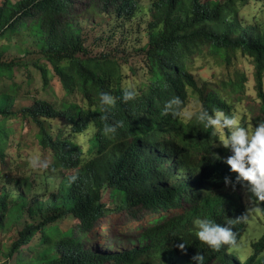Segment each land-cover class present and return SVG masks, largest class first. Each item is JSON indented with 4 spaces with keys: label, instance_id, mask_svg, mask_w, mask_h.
<instances>
[{
    "label": "trees",
    "instance_id": "trees-1",
    "mask_svg": "<svg viewBox=\"0 0 264 264\" xmlns=\"http://www.w3.org/2000/svg\"><path fill=\"white\" fill-rule=\"evenodd\" d=\"M252 1L264 5V0H151L149 20L142 0H97L82 11L79 0H6L0 5V39L9 41L0 47V159L12 133L6 122L14 118L34 125L38 145L51 155L48 168L31 170L32 177L9 166V176L0 171V229L21 224L3 249V264H195L197 252L204 264H264V232L244 260L233 248L215 251L196 238L192 220L207 216L218 223L232 219L241 241L250 205H259L264 224V201L252 196L247 181L236 180L238 174L224 159L231 152L211 136L210 128L204 129L195 116L184 122L182 115L162 111L166 101L178 96L184 112L196 96L199 110L236 113L246 78L202 79L190 66L205 48L227 62L239 51L254 66L260 102L256 121H264V18L242 14ZM99 10L112 21L99 37L102 42L115 39L138 19L144 22V34L131 44L146 40L137 52L140 80L134 78L140 70L133 66L131 76L124 72L122 58L128 51L121 56L91 52L82 17ZM9 48L23 54L7 56ZM32 69L45 89L55 75L66 100L31 97V105L16 111L15 102L31 96L24 88L34 83ZM17 70L26 74L24 81H18ZM129 85L137 96L124 102L122 88ZM101 91L115 98L107 111L99 103ZM115 121L123 126L111 137L103 135V124ZM77 137L86 139V148ZM225 177L231 183L226 185ZM109 191L118 196L115 207L104 201ZM114 209L168 215L138 227L132 247L96 251L87 245L92 244L89 234ZM67 218L77 225L62 231L59 223ZM183 240L181 250L177 245Z\"/></svg>",
    "mask_w": 264,
    "mask_h": 264
},
{
    "label": "rangeland",
    "instance_id": "rangeland-1",
    "mask_svg": "<svg viewBox=\"0 0 264 264\" xmlns=\"http://www.w3.org/2000/svg\"><path fill=\"white\" fill-rule=\"evenodd\" d=\"M6 0H0V5L4 4ZM14 3L20 0H11ZM80 3L78 5V10L82 11L91 3L96 2L97 0H79ZM145 4L146 10L144 12V17L146 20H149L152 15L149 11L151 7V0H142ZM242 14L251 17L255 14L260 15L264 18V5L262 3L252 1L249 6L243 9ZM83 30L84 34L87 37V45L90 47L91 52L95 55L104 53L106 51L114 52L115 55L123 56L124 62V72L127 75L131 76V72L129 70L130 66L140 70L138 72V76H134V78L140 80L142 77L141 71V57L137 54L139 48L146 43V40L141 43L142 39L139 38L136 47L131 45L140 34H144L145 24L141 20H137L132 27L127 26L123 29V32L120 31L118 37L113 39L99 41L100 35L107 30L110 23V16L106 15L104 11L99 10L97 13H88L82 17ZM130 31L131 34L129 36L126 35V32ZM123 36L128 39V42L123 38ZM9 41L7 39H0V47L4 45H8ZM13 44V42H12ZM7 56L10 55H22V52H19L16 48H9V51L6 52ZM190 69L194 74L199 76L202 79L213 78L220 81H229V80H237L240 76H244L246 78L245 91L240 95V104L236 106V114L240 118V122H242V117L244 116L247 125H253L257 123L256 118L259 116V100L256 96L255 90V80H254V66L249 57L243 55L239 51L231 53V59L229 62L223 61L220 56H215L210 53L209 49L205 48L203 53L195 56L192 62V66ZM32 77L34 78V83L29 86L25 85L24 91L30 89V97H25L14 104V108L16 111H20L22 107H26L31 105L32 100L31 97H37L42 99H47L52 102H62L66 100L67 96L62 87V84L58 80L55 75L51 79L50 87L45 89L42 87L41 78L37 71L34 69L31 70ZM22 71L17 70L16 77L18 81L22 82L25 80V73H21ZM136 82L133 85H136ZM196 96H192V99L189 102L188 107L183 112L185 115H182L183 121L188 122L194 115L189 116L186 114L196 113L199 111V101ZM7 126L12 130L10 135L7 148L5 149V158L0 159V171L10 174L9 167H12L14 173L20 176H31V170L27 164V160L30 156L36 155L39 156L40 159L46 160L49 163L51 162V155L48 152H45L41 149V147L37 143L35 126L29 124L25 120L20 118H14L10 121L6 122ZM56 127L60 129L66 128V123L62 121H54ZM77 141L83 145L85 148L87 147V141L83 137H77ZM4 180V179H3ZM2 180V181H3ZM2 181L0 186H2ZM118 196L114 192H107L104 195V201L110 205V207H115L117 204ZM250 211L248 212V225L246 228V232L242 238V246L240 249L235 251V253L244 260L251 253V244L254 240H257L261 237V234L264 232L263 227V218L261 212L259 210V205H250L248 207ZM176 210H171L174 212ZM168 214L166 212H162L157 215L149 214L148 211L140 209L135 214H131L128 211H121L114 209L110 212L106 217L101 219L95 230L89 234V238H92V244L87 241V245L93 247L96 251L108 252V251H121L127 248L132 247L131 241H138V237L140 234V229L138 227L148 226L151 221L159 217H165ZM135 217H138L136 219ZM76 220L72 218H67L64 221L59 223V227L62 231H67L70 227L77 225ZM18 229H21V224H14L11 226H7L3 229H0V264L5 262V256L3 253V249L6 245L11 243L16 237V232Z\"/></svg>",
    "mask_w": 264,
    "mask_h": 264
},
{
    "label": "clouds",
    "instance_id": "clouds-1",
    "mask_svg": "<svg viewBox=\"0 0 264 264\" xmlns=\"http://www.w3.org/2000/svg\"><path fill=\"white\" fill-rule=\"evenodd\" d=\"M136 96L137 91L134 86L129 85L122 88L121 99L124 102L134 100ZM99 103L105 106L107 111L108 108L115 105V98L109 92L101 91L99 92ZM181 105L180 97L173 96L165 102L162 111L164 114L170 113L173 116L185 115ZM186 115H194L195 119L203 124L204 129H211V136L215 135L222 146L231 152V155L224 159L230 166V170L238 174L236 180L247 181L252 196L256 200L264 201V121L257 122L255 126L247 125L246 121L242 124L236 113L228 115L220 109H212L210 114L208 109L201 108L196 113ZM106 119V116H101L102 121H106ZM122 126V121L105 122L101 132L103 135L111 137L116 133L117 128ZM212 155L220 158L216 153ZM27 164L34 170L47 169L49 166L46 160H42L36 155L30 156ZM71 179L74 180L75 177L73 176ZM224 179L226 185L231 183L229 177ZM242 218L246 219L243 216ZM192 224L196 238L215 251H219L225 245L238 251L242 246L243 242L238 241L237 233L233 230L232 219L218 223L207 216H197L193 218ZM185 243L183 240L177 246L183 250ZM192 260L195 261V264H204V256L200 252H197Z\"/></svg>",
    "mask_w": 264,
    "mask_h": 264
}]
</instances>
